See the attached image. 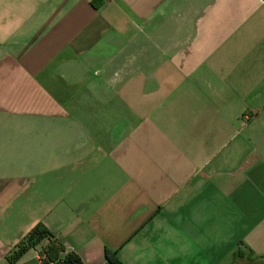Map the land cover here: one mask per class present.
<instances>
[{
    "label": "crops",
    "instance_id": "1",
    "mask_svg": "<svg viewBox=\"0 0 264 264\" xmlns=\"http://www.w3.org/2000/svg\"><path fill=\"white\" fill-rule=\"evenodd\" d=\"M38 223L82 264H264V0H0V264Z\"/></svg>",
    "mask_w": 264,
    "mask_h": 264
},
{
    "label": "trees",
    "instance_id": "2",
    "mask_svg": "<svg viewBox=\"0 0 264 264\" xmlns=\"http://www.w3.org/2000/svg\"><path fill=\"white\" fill-rule=\"evenodd\" d=\"M102 0H92L95 6ZM34 249L38 254L37 264H82L80 258L68 251L61 239L56 237L47 227L38 223L7 254V260L15 263L27 250ZM105 259L111 264H121L114 252L106 249Z\"/></svg>",
    "mask_w": 264,
    "mask_h": 264
},
{
    "label": "built area",
    "instance_id": "3",
    "mask_svg": "<svg viewBox=\"0 0 264 264\" xmlns=\"http://www.w3.org/2000/svg\"><path fill=\"white\" fill-rule=\"evenodd\" d=\"M244 117H245V118H248V117H249V115L246 113V114H244Z\"/></svg>",
    "mask_w": 264,
    "mask_h": 264
}]
</instances>
